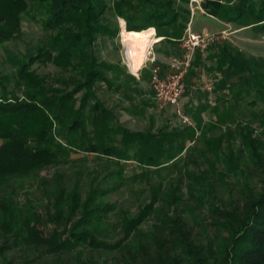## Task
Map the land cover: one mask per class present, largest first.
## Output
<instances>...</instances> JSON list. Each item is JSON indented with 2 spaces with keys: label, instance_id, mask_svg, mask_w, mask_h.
<instances>
[{
  "label": "rangeland",
  "instance_id": "1",
  "mask_svg": "<svg viewBox=\"0 0 264 264\" xmlns=\"http://www.w3.org/2000/svg\"><path fill=\"white\" fill-rule=\"evenodd\" d=\"M118 2L106 0L101 18L112 34L99 33L92 45H78L71 68L51 61L32 65L47 79L43 89L20 80L18 68L26 53L52 47L57 31L46 27L45 10L30 7L22 16L19 36L0 44V81L9 97L27 99L33 94L40 99L73 90L85 79L84 59L92 55L105 76L94 82L96 97L90 95L81 127L69 128L85 90L71 101L69 120L54 127L56 160L0 181V201L15 216L14 229L8 231L2 223L10 210L0 208V264H146L145 258L158 251L156 236L168 237L176 215L190 230L191 246L176 242L170 245L172 254L182 264H218L231 235L218 210L238 214L249 197L264 190V31L247 25L254 21L250 16L230 21L206 13L202 0L176 1L179 12L190 10L193 32L214 38L204 54L196 52L186 75V111L194 124L188 126L170 108L157 107L151 66L131 72L121 23L126 24V17L135 23L142 20L127 6L120 14ZM180 43L154 46L167 56L157 59L164 72L171 70L172 58L183 59ZM222 46L237 59L220 66ZM96 98L110 111L105 120L93 110ZM95 121L101 129L116 131L118 141L120 127L175 133L178 147L152 165L139 161L137 148L131 146H121L116 157L101 149L92 152L90 144L99 143ZM29 225L47 239L63 241L74 230L89 233L98 244L54 252L49 244L28 239Z\"/></svg>",
  "mask_w": 264,
  "mask_h": 264
},
{
  "label": "trees",
  "instance_id": "2",
  "mask_svg": "<svg viewBox=\"0 0 264 264\" xmlns=\"http://www.w3.org/2000/svg\"><path fill=\"white\" fill-rule=\"evenodd\" d=\"M176 1L119 0L116 7L120 14H123L121 7L127 6L134 14L141 16V23H135L132 17L125 18L128 30L153 29L158 37H162L160 43H178L187 29L191 13L189 9L179 12ZM35 5L45 10L46 27L56 30L57 33L50 49L39 48L35 53L25 54L18 68V76L28 85L43 89L47 79L32 69L34 63L51 61L57 67L69 69L74 65V50L78 45H92L96 34L112 32L101 21L107 8L106 0H0V44L19 36L22 16ZM201 6L206 13L230 21L247 19L250 16L254 21L247 25L264 31V0H239L233 5L224 4L222 0H202ZM220 54V66L237 59L225 46H222ZM84 63L87 67L85 79L73 90L65 91L61 95H44L40 99H36L33 94H29L27 99H21L17 95L9 97L7 88L0 81V181L14 175L28 174L56 160L53 129L57 124L69 120L73 112L71 101L74 102L76 95L85 90L69 126L72 130L81 127V116L86 103L90 95L96 97L93 92L94 82L96 79L105 78L94 55L90 59H84ZM100 65L111 66L105 63ZM244 67L241 69L244 70ZM93 110L97 118L102 120L110 116V111L98 98ZM95 125L99 143L92 142L89 151L96 152L101 149L110 157H116L121 146H131L137 148L135 152L139 155V161L152 165L158 162V158L170 155L171 150L178 147L175 145L178 140L175 133L162 130L147 133L120 127L118 130L122 136L118 141L116 131L110 128L101 129L96 121ZM58 146L62 145L58 143ZM179 147L183 148L180 145ZM0 208L10 210L4 201H0ZM218 212L231 231L230 241L222 250L218 264H264V190L258 196L249 197L238 214L220 209ZM143 215L134 222L138 223ZM2 224L8 231L14 229L15 216L12 210ZM168 230V237L156 236L158 251L154 256L145 258L146 264H182L181 259L172 254L171 246L176 242L190 245V230L180 215L172 218ZM27 236L36 245L49 244L54 252H65L81 243L91 246L98 244L89 233L74 230L63 241L47 239L35 225L28 226ZM199 261L195 264H203Z\"/></svg>",
  "mask_w": 264,
  "mask_h": 264
},
{
  "label": "built area",
  "instance_id": "3",
  "mask_svg": "<svg viewBox=\"0 0 264 264\" xmlns=\"http://www.w3.org/2000/svg\"><path fill=\"white\" fill-rule=\"evenodd\" d=\"M239 0H222L224 4L233 5ZM192 3L198 0H191ZM194 10V9H193ZM194 15V11H193ZM191 23L182 37L180 46L184 51L182 60L172 58L171 70L164 72L162 66L158 63L154 54V44L148 49L145 63L151 62L150 84L154 92V99L159 109L170 108L176 119L188 126H194L190 114L186 111L185 92L187 88L186 75L189 66L197 51L205 53L214 38L208 33H196L191 29ZM208 89H211L207 86Z\"/></svg>",
  "mask_w": 264,
  "mask_h": 264
},
{
  "label": "bare ground",
  "instance_id": "4",
  "mask_svg": "<svg viewBox=\"0 0 264 264\" xmlns=\"http://www.w3.org/2000/svg\"><path fill=\"white\" fill-rule=\"evenodd\" d=\"M122 38L126 46V54L129 61V67L132 73L138 74L147 59L148 49L153 42L160 41L153 29L141 31L128 30L124 20L121 23Z\"/></svg>",
  "mask_w": 264,
  "mask_h": 264
},
{
  "label": "crops",
  "instance_id": "5",
  "mask_svg": "<svg viewBox=\"0 0 264 264\" xmlns=\"http://www.w3.org/2000/svg\"><path fill=\"white\" fill-rule=\"evenodd\" d=\"M160 42L161 41L153 42V44H154V46L157 44V47H158V46L161 45ZM157 47L155 48L154 54H155L156 58L158 59V61H161V60L164 61L167 58V56L163 52L159 51ZM147 65L151 66L152 64H151V62L144 63L143 66H142V68L145 67V66H147Z\"/></svg>",
  "mask_w": 264,
  "mask_h": 264
}]
</instances>
